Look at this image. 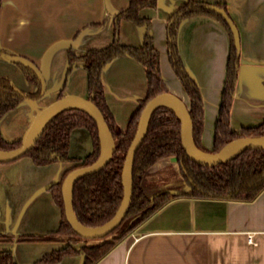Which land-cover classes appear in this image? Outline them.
Wrapping results in <instances>:
<instances>
[{"label":"crops","instance_id":"1","mask_svg":"<svg viewBox=\"0 0 264 264\" xmlns=\"http://www.w3.org/2000/svg\"><path fill=\"white\" fill-rule=\"evenodd\" d=\"M128 1L0 0V50L31 62L45 84L38 99L23 100L0 118L4 141H21L35 114L57 99L67 95L89 98L87 71L79 62L70 65L69 53L80 57L114 41L135 48L142 45L145 27L121 19L117 36L114 33L116 16L127 9ZM188 1L157 0L154 8L138 12L140 18L150 21L149 33L159 54L160 75L167 93L187 106L188 98L167 59L165 27L169 16ZM196 1L224 6L238 31L240 65L230 129L239 132L260 125L264 122V0ZM176 42L184 69L202 97L200 143L211 151L229 35L214 18L195 15L180 22ZM0 76L7 77L21 91L37 90L14 64L2 58ZM100 79L114 127L123 132L146 95L144 68L129 57H117L103 67ZM91 151L88 132L73 130L68 156L83 159ZM73 166L58 162L38 167L25 156L0 163V234L4 236L0 252H10L16 264H36L67 245L78 252L88 245L86 241L72 244L52 235L60 226L62 212L50 187ZM166 192L173 197L170 202L133 228L97 264H264V190L252 202L195 199L175 190ZM24 237L43 240H19ZM83 262L79 252L54 264Z\"/></svg>","mask_w":264,"mask_h":264},{"label":"trees","instance_id":"2","mask_svg":"<svg viewBox=\"0 0 264 264\" xmlns=\"http://www.w3.org/2000/svg\"><path fill=\"white\" fill-rule=\"evenodd\" d=\"M157 0H129L125 11L116 16L114 33L117 36L119 20L128 21L136 26L146 28L140 47L120 45L117 41L100 50H89L76 57L68 54L69 64L79 62L87 71L88 97L101 112L113 136L115 151L110 162L102 170L79 179L73 188L72 210L76 220L84 227L96 228L113 218L123 197L121 171L126 152L134 137L137 122L146 103L155 96L167 93L160 75L159 54L153 46L149 33L150 21L139 17L142 8H154ZM208 4L189 0L174 11L165 27L166 53L169 65L181 84L188 98V113L191 120V138L194 146L207 154L218 152L227 143L239 138H259L264 135V122L255 127L242 128L239 132L230 129V112L235 94L239 69V56L236 54L233 35L227 23ZM216 7L226 8L222 5ZM204 15L214 18L222 24L229 35L230 47L226 63L225 78L220 94V103L214 127L212 150H205L200 137L203 127V103L200 91L189 77L177 49V31L180 22L190 16ZM228 15V14H227ZM229 17V16H228ZM8 54L0 50V58ZM10 56V55H9ZM117 57H129L142 65L147 80L145 97L130 118L125 131L115 129L112 116L105 103L104 90L100 79L103 67ZM14 64L30 82L37 86L33 93L17 89L12 82L0 76V118L14 109L21 101L38 99L42 95L41 82L37 75L27 66ZM77 128L85 129L92 143L91 153L83 159L68 156L70 134ZM180 121L177 114L167 106L154 109L149 117L145 138L135 153L132 179V197L129 209L119 227L103 238L95 246L85 245L80 251L84 256L83 264H97L138 224L150 218L173 198L169 192L146 197L142 189L145 173L162 158H174L185 186L188 187L183 197L195 199L229 200L235 202H252L264 190V150H246L234 158L214 167H202L192 162L185 154L180 143ZM20 140L6 142L0 136V150L11 151L20 146ZM101 152V141L94 121L84 112L76 109L63 110L51 117L42 127L34 145L22 157H29L38 167L53 163H73L59 183L50 187L52 196L61 209L62 220L54 236L67 239L76 244L86 241L77 236L64 216L61 185L66 175L77 168L93 164ZM131 222L129 226L126 224ZM6 238V237H5ZM4 236L0 234V240ZM20 241L43 240L40 237H24ZM70 245L44 256L36 264H54L63 258L79 253ZM0 264H16L10 252H0Z\"/></svg>","mask_w":264,"mask_h":264},{"label":"water","instance_id":"3","mask_svg":"<svg viewBox=\"0 0 264 264\" xmlns=\"http://www.w3.org/2000/svg\"><path fill=\"white\" fill-rule=\"evenodd\" d=\"M208 9L214 11L227 23L230 28L234 45L236 48V54L239 56L240 44L239 35L236 27L232 23L231 19L228 17L226 12L213 5H209ZM5 60L21 63L29 67L39 78L41 82L42 92L45 89L44 80L40 71L28 60L16 57V56H5ZM159 106H167L171 108L178 116L180 121V143L182 149L185 151L186 156L192 162L196 163L198 166L202 167H214L216 165L222 164L243 151L246 150H264V135L259 138H239L233 140L226 145H224L218 152L214 154H207L199 151L193 144L191 138V120L188 113L187 105L183 100L177 96L170 93H162L154 98L150 99L144 106L141 114L139 116L136 131L134 137L130 143V146L126 152L124 163L121 171V184L123 189V197L121 204L111 220L105 224L96 228H87L82 226L75 218L72 210V196L73 188L75 183L84 176L96 173L107 166L110 162L113 153L115 151V143L113 136L104 120L101 112L92 103V97L88 99L67 95L63 96L46 107L40 109L33 117L29 127L24 133L20 146L11 151L0 150V163H10L18 160L24 154H26L32 146L34 145L38 135L43 127V125L57 113L68 110L76 109L87 114L96 124L100 141H101V152L98 159L87 167L77 168L69 172L64 178L61 185V196L63 201L64 216L73 230V232L82 239H103L112 233L115 229L119 227L121 222L124 220L125 215L129 209L132 188H133V163L134 157L137 150L140 148L147 130V124L149 117L154 109ZM105 140V147L103 146V141ZM196 149L201 153V155L194 152ZM234 153L233 155H230Z\"/></svg>","mask_w":264,"mask_h":264},{"label":"rangeland","instance_id":"4","mask_svg":"<svg viewBox=\"0 0 264 264\" xmlns=\"http://www.w3.org/2000/svg\"><path fill=\"white\" fill-rule=\"evenodd\" d=\"M187 100V98H186ZM172 158H162L156 162L149 171L145 173L142 180V187L146 197L152 196L169 191L175 190L178 194L186 193V186L174 163L170 162ZM131 222L126 225L129 226ZM103 239L86 240L88 246H95L102 242Z\"/></svg>","mask_w":264,"mask_h":264},{"label":"bare ground","instance_id":"5","mask_svg":"<svg viewBox=\"0 0 264 264\" xmlns=\"http://www.w3.org/2000/svg\"><path fill=\"white\" fill-rule=\"evenodd\" d=\"M102 141H103V146L105 147V140L102 139ZM193 150H194V152H196L197 154L201 155V153H200L199 151H197L195 148H194ZM233 154H234V153H232V154H230V155H233Z\"/></svg>","mask_w":264,"mask_h":264},{"label":"built area","instance_id":"6","mask_svg":"<svg viewBox=\"0 0 264 264\" xmlns=\"http://www.w3.org/2000/svg\"><path fill=\"white\" fill-rule=\"evenodd\" d=\"M248 242L251 243V244L253 243V242H252V237H251V236L248 237Z\"/></svg>","mask_w":264,"mask_h":264}]
</instances>
